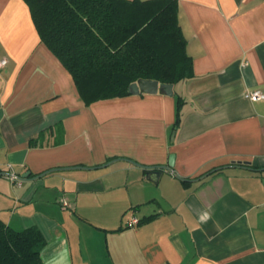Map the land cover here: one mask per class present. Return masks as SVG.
I'll list each match as a JSON object with an SVG mask.
<instances>
[{"label": "crops", "instance_id": "1", "mask_svg": "<svg viewBox=\"0 0 264 264\" xmlns=\"http://www.w3.org/2000/svg\"><path fill=\"white\" fill-rule=\"evenodd\" d=\"M178 3L195 77L86 106L25 1L0 0V220L40 229L44 264H264V100L245 97L264 93V0Z\"/></svg>", "mask_w": 264, "mask_h": 264}, {"label": "trees", "instance_id": "2", "mask_svg": "<svg viewBox=\"0 0 264 264\" xmlns=\"http://www.w3.org/2000/svg\"><path fill=\"white\" fill-rule=\"evenodd\" d=\"M24 1L41 42L70 72L86 106L129 97L141 80L176 85L195 77L178 0ZM185 105L177 96L174 131ZM46 244L39 228L16 231L0 220V264H44Z\"/></svg>", "mask_w": 264, "mask_h": 264}, {"label": "water", "instance_id": "3", "mask_svg": "<svg viewBox=\"0 0 264 264\" xmlns=\"http://www.w3.org/2000/svg\"><path fill=\"white\" fill-rule=\"evenodd\" d=\"M130 93L132 95H140L142 93L146 94H157L161 90H164L168 96L173 97L174 93V85L173 84H161L159 81L156 80H141L132 84L129 87ZM175 137V134H174ZM139 165V164H137ZM175 166V156L171 155L168 165L163 166H154V167H146L142 166L147 172V178L153 182H158L161 174L163 171H172ZM1 175V174H0ZM30 173L24 175V177H28Z\"/></svg>", "mask_w": 264, "mask_h": 264}, {"label": "built area", "instance_id": "4", "mask_svg": "<svg viewBox=\"0 0 264 264\" xmlns=\"http://www.w3.org/2000/svg\"><path fill=\"white\" fill-rule=\"evenodd\" d=\"M7 64H8L7 60H0V69H4L7 66ZM245 97L252 102H258L264 100V93L260 90H255L251 92H246ZM7 178L16 186L20 187L23 184V179L13 170L11 164L9 165V172ZM130 224L137 225L139 224V220L137 218H134Z\"/></svg>", "mask_w": 264, "mask_h": 264}]
</instances>
